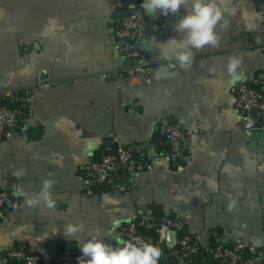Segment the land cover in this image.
I'll return each mask as SVG.
<instances>
[{
	"label": "crops",
	"instance_id": "obj_1",
	"mask_svg": "<svg viewBox=\"0 0 264 264\" xmlns=\"http://www.w3.org/2000/svg\"><path fill=\"white\" fill-rule=\"evenodd\" d=\"M141 2L0 0V98L3 87L33 88L32 100L22 102L28 105L20 104L19 132L0 141V189L19 197L0 223V264H21L3 256L15 244L42 264H77V242L98 235L123 246L120 225L140 215L181 218L204 264H227L212 259L217 245L264 250V135L240 128L235 107L239 71L264 77V0H221L218 43L193 49L188 68L160 51L161 41L182 35L174 24L184 9L148 15ZM138 7L146 17L140 48L149 78L127 84L120 78L131 60L115 32L121 15ZM230 58L240 62L235 74ZM170 121L185 133L188 149L179 166L160 134ZM133 143L144 145L153 164L135 173L136 188L87 193L85 167L114 146ZM46 178L55 181L54 207L31 206L16 193L22 186L32 196ZM70 223L82 227L64 235ZM158 243L167 261L178 241L168 246L163 230Z\"/></svg>",
	"mask_w": 264,
	"mask_h": 264
},
{
	"label": "built area",
	"instance_id": "obj_2",
	"mask_svg": "<svg viewBox=\"0 0 264 264\" xmlns=\"http://www.w3.org/2000/svg\"><path fill=\"white\" fill-rule=\"evenodd\" d=\"M146 17L143 10L138 7L124 12L120 17V24L115 32L120 52L131 60V66L126 70L120 81L132 84L143 82L149 78V59L141 51L140 44L145 36ZM252 84L256 85L255 87ZM2 96L8 97L15 102H29L33 98V88L26 89L22 94L3 87ZM235 107L239 116V126L248 129L247 123L251 114L249 110L255 108V115L264 114V77L251 78L244 70L239 71V78L235 86ZM21 112L0 104V141L7 134L19 132V119ZM161 133L165 136L169 145V159L179 166L187 147L183 145L185 133L178 124L165 123L160 126ZM153 164L148 160L146 148L141 143L130 145H116L103 154L99 159L90 162L85 167L87 174V193H95L93 188L98 185L112 184L111 192L131 193L136 188L135 173L149 170ZM123 172V179H118L117 174ZM19 200L18 196L0 189V223L6 219L7 212L12 205ZM144 225L153 228L159 234L166 228L175 230L178 235L177 246L171 250L170 258L158 264H202L195 262L191 255L198 251V246L190 242L186 236H179L183 231L184 221L181 218L163 215L152 219L140 215L134 220L120 225V233L126 242L147 241L152 243L138 230V226ZM243 243L229 245H217L211 250L213 260H225L227 264H249L256 257L264 258L263 249H255L250 254L252 257L245 258L246 251ZM5 259L15 258L23 264H42V258L24 245H11L3 252Z\"/></svg>",
	"mask_w": 264,
	"mask_h": 264
},
{
	"label": "clouds",
	"instance_id": "obj_3",
	"mask_svg": "<svg viewBox=\"0 0 264 264\" xmlns=\"http://www.w3.org/2000/svg\"><path fill=\"white\" fill-rule=\"evenodd\" d=\"M141 7L148 15L159 12L165 16L174 15L184 9L174 24L175 31L182 35L179 38L169 37L160 42L162 55L165 58L173 57L182 68L191 66L193 49L218 43L216 28L222 21L224 12L221 0H142ZM239 63L238 60L230 58L229 72L235 74ZM158 72L164 74L167 69L162 66ZM21 174L13 173L15 176ZM54 182L51 178L44 179L40 190L32 196H28L22 186L16 189V193L24 196L31 206L43 201L52 208L56 204L51 194ZM81 227L80 224L70 223L66 226L64 235H72ZM77 243L81 251L77 264H158L161 255L159 247L147 241L126 242L123 246H113L96 235Z\"/></svg>",
	"mask_w": 264,
	"mask_h": 264
},
{
	"label": "trees",
	"instance_id": "obj_4",
	"mask_svg": "<svg viewBox=\"0 0 264 264\" xmlns=\"http://www.w3.org/2000/svg\"><path fill=\"white\" fill-rule=\"evenodd\" d=\"M252 86L253 87H255L256 85H254V84H252ZM16 93H19V94H22L24 91L23 90H21V91H15ZM0 104H2V105H5V106H7L8 108H10V109H13V110H18V111H20V112H23V110H22V108H21V103L20 102H15V101H12V100H10V98H8V97H1L0 98ZM20 122H21V119H19V124H20ZM168 123H171V124H176V123H174V122H172V121H170V122H168ZM160 134H162L161 133V131H160ZM163 135V134H162ZM166 139V138H165ZM167 148H168V151H169V145H168V143H167ZM146 154H147V158H148V160L151 162V158H150V156H149V154H148V152H147V150H146ZM152 163V162H151ZM117 178L120 180V179H123V172H120V173H118L117 174ZM111 188H112V184H108V185H98V186H95L94 188H93V190L95 191V192H99V191H111ZM161 216H163V214H159L157 217H161ZM138 230L141 232V234L143 235V236H145V237H149V238H151V240H152V244H154V245H158L159 243H158V233L153 229V228H148V227H145L144 225H140V226H138ZM179 235L180 236H184V233H183V231H181L180 233H179ZM200 249L198 248V251L196 252V253H193L192 255H191V258L195 261V262H200L199 261V253H200ZM243 256L245 257V258H247V257H252V255L250 254V251H248V249L243 253ZM9 263H15V262H21V264H23L22 263V261H20V260H18V259H15V258H7L6 259ZM14 261V262H13ZM160 262H163L161 259H160V257H159V259H158V263H160ZM200 263H202V262H200ZM202 264H204V263H202ZM211 264H213V263H211Z\"/></svg>",
	"mask_w": 264,
	"mask_h": 264
},
{
	"label": "water",
	"instance_id": "obj_5",
	"mask_svg": "<svg viewBox=\"0 0 264 264\" xmlns=\"http://www.w3.org/2000/svg\"><path fill=\"white\" fill-rule=\"evenodd\" d=\"M27 105H28L27 103H22V106L24 107H26ZM255 111H256L255 108H251L249 110V113L251 114V116L249 117L247 127L250 130L259 129V132L255 133V136H263L264 135V114L261 116H256ZM165 237H166V242L168 246H173L178 241L176 239L175 230L171 228L165 229ZM200 255H203V253H200Z\"/></svg>",
	"mask_w": 264,
	"mask_h": 264
}]
</instances>
